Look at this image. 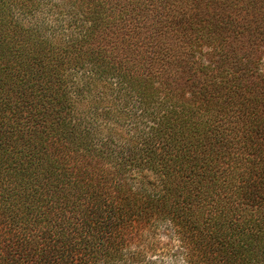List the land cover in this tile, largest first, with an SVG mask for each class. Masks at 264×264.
<instances>
[{
  "label": "trees",
  "instance_id": "1",
  "mask_svg": "<svg viewBox=\"0 0 264 264\" xmlns=\"http://www.w3.org/2000/svg\"><path fill=\"white\" fill-rule=\"evenodd\" d=\"M159 232L264 264V0H0V264Z\"/></svg>",
  "mask_w": 264,
  "mask_h": 264
},
{
  "label": "rangeland",
  "instance_id": "2",
  "mask_svg": "<svg viewBox=\"0 0 264 264\" xmlns=\"http://www.w3.org/2000/svg\"><path fill=\"white\" fill-rule=\"evenodd\" d=\"M156 240L157 251L150 254V260L158 264H189L182 245L177 240H170L167 234L159 232ZM149 262V261H148Z\"/></svg>",
  "mask_w": 264,
  "mask_h": 264
}]
</instances>
